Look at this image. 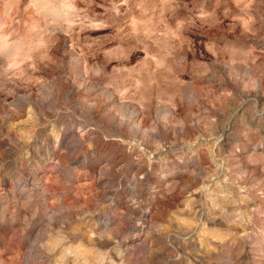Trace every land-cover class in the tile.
Masks as SVG:
<instances>
[{
  "label": "rangeland",
  "instance_id": "374dc122",
  "mask_svg": "<svg viewBox=\"0 0 264 264\" xmlns=\"http://www.w3.org/2000/svg\"><path fill=\"white\" fill-rule=\"evenodd\" d=\"M0 264H264V0H0Z\"/></svg>",
  "mask_w": 264,
  "mask_h": 264
}]
</instances>
